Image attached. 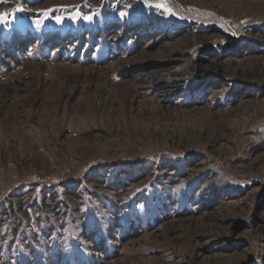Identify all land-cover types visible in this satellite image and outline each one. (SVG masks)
Wrapping results in <instances>:
<instances>
[{
    "label": "rangeland",
    "instance_id": "rangeland-1",
    "mask_svg": "<svg viewBox=\"0 0 264 264\" xmlns=\"http://www.w3.org/2000/svg\"><path fill=\"white\" fill-rule=\"evenodd\" d=\"M0 13V264H264V0Z\"/></svg>",
    "mask_w": 264,
    "mask_h": 264
},
{
    "label": "snow or ice",
    "instance_id": "snow-or-ice-1",
    "mask_svg": "<svg viewBox=\"0 0 264 264\" xmlns=\"http://www.w3.org/2000/svg\"><path fill=\"white\" fill-rule=\"evenodd\" d=\"M145 2L147 3V0H145ZM151 6L156 7V8H158V9H161V10H163L164 12H167L168 14H174V13L172 12V10H171L170 8L167 7L166 3H160V2H157V3H155V4L151 5ZM21 10H22V9H17V11H21ZM94 15H95L94 13H93V14H86V15H83L82 18H83L85 21H91V20L93 19V16H94ZM120 15H121V17H123V16L125 15V13H124V12H121ZM8 16H9L8 13H0V24H6V23H8V22H9V21H8ZM13 18H14V17H13ZM63 19H64L63 16H61V17H56V22H57V23H61V22L63 21ZM33 23H35V24H38V23H39V19H38V17L35 18V19L33 20Z\"/></svg>",
    "mask_w": 264,
    "mask_h": 264
}]
</instances>
